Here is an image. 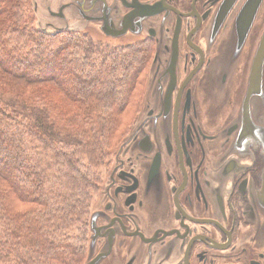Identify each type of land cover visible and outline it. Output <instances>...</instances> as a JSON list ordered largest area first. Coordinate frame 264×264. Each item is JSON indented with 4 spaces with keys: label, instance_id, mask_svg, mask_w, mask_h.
I'll use <instances>...</instances> for the list:
<instances>
[{
    "label": "flooded vegetation",
    "instance_id": "flooded-vegetation-1",
    "mask_svg": "<svg viewBox=\"0 0 264 264\" xmlns=\"http://www.w3.org/2000/svg\"><path fill=\"white\" fill-rule=\"evenodd\" d=\"M75 2L89 16L104 6ZM110 2L119 15L144 9L141 32L114 38L96 21L86 30L149 41L153 90L94 196L83 264H264V142L237 119L264 0Z\"/></svg>",
    "mask_w": 264,
    "mask_h": 264
},
{
    "label": "trees",
    "instance_id": "trees-1",
    "mask_svg": "<svg viewBox=\"0 0 264 264\" xmlns=\"http://www.w3.org/2000/svg\"><path fill=\"white\" fill-rule=\"evenodd\" d=\"M30 4L0 0V264H83L92 202L142 106L153 45L46 34Z\"/></svg>",
    "mask_w": 264,
    "mask_h": 264
},
{
    "label": "water",
    "instance_id": "water-1",
    "mask_svg": "<svg viewBox=\"0 0 264 264\" xmlns=\"http://www.w3.org/2000/svg\"><path fill=\"white\" fill-rule=\"evenodd\" d=\"M31 3L33 12L37 16L35 28L50 35L63 31H84L89 23L96 21L101 23L100 30L104 35L119 38L124 36L129 30L139 31L142 18L144 17L143 11H145L144 9H139L130 11L125 15H119L117 10L110 4V0H104V6L101 9L93 8V5L90 7L89 16L84 9H78L79 6L75 0H31ZM134 27H138L139 29L136 30ZM224 60V58H218L212 65L217 67V63L219 62L228 64ZM152 90L153 81L150 77V79L148 78L144 92V111L148 106ZM237 119L239 122H242L245 132L250 133L256 140L264 142V34L252 58L247 88ZM135 131L136 126L121 144L120 149L125 142L132 138ZM259 200L264 206V186ZM94 218L95 214H92L90 221L91 230H93V224L95 225ZM95 236L93 233L90 235L89 257ZM100 257L98 255L93 261L89 262L88 260L85 264H96V261Z\"/></svg>",
    "mask_w": 264,
    "mask_h": 264
},
{
    "label": "rangeland",
    "instance_id": "rangeland-1",
    "mask_svg": "<svg viewBox=\"0 0 264 264\" xmlns=\"http://www.w3.org/2000/svg\"><path fill=\"white\" fill-rule=\"evenodd\" d=\"M14 1V0H13ZM30 3H31V1H30ZM40 3V2H39ZM30 5H32V3L30 4ZM33 9V8H32ZM33 14H34V12H33ZM36 20H37V16L34 14V26H35V22H36ZM85 31V30H84ZM87 32H88V34H90L92 37H94V39L96 40V41H100V42H103V43H109V44H111V45H117V44H120V43H128V42H138V41H140V40H133V41H131V39H125V38H121V39H110V38H106V37H104L100 32H98L97 30H86ZM229 64H224V63H222V62H219V63H217V68L218 69H221V68H226V69H229ZM148 74H149V69L148 70H146V73H145V84H144V87H143V89H141V92H145V89H146V83H147V81H148ZM24 82H27L26 81V78L24 77V78H22L21 80H20V83H24ZM20 85V84H19ZM21 86V85H20ZM143 97H144V94L142 95ZM132 127H130V129H131ZM116 151L117 150H115V152H114V154H113V156H112V158H111V162H113V160L115 159V154H116ZM110 166V165H109ZM109 166L108 167H106L105 168V171H104V175H105V173H106V171H107V169L109 168ZM103 183V182H102Z\"/></svg>",
    "mask_w": 264,
    "mask_h": 264
}]
</instances>
